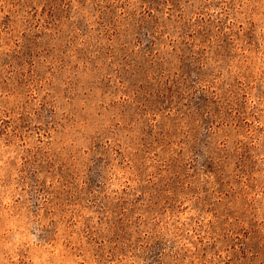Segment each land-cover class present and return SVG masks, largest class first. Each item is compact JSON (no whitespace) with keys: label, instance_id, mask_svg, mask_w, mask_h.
Masks as SVG:
<instances>
[{"label":"rangeland","instance_id":"rangeland-1","mask_svg":"<svg viewBox=\"0 0 264 264\" xmlns=\"http://www.w3.org/2000/svg\"><path fill=\"white\" fill-rule=\"evenodd\" d=\"M0 264H264V0H0Z\"/></svg>","mask_w":264,"mask_h":264}]
</instances>
